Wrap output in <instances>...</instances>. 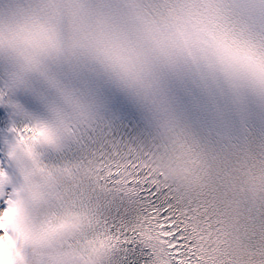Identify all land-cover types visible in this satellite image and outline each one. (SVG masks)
<instances>
[{
  "label": "clouds",
  "instance_id": "9594fccd",
  "mask_svg": "<svg viewBox=\"0 0 264 264\" xmlns=\"http://www.w3.org/2000/svg\"><path fill=\"white\" fill-rule=\"evenodd\" d=\"M153 3L161 7L154 10ZM217 4L254 39V53L231 51L214 38L207 9ZM41 29L57 47L34 55L27 40ZM222 53L254 65L264 59V0H0V93L26 91L40 101L39 115L13 124L3 137L0 264L8 259L5 241L27 264L30 248L19 239L26 232L23 218L30 214L36 187L50 178L64 182L53 169L66 162L48 161V152L67 148L81 127L98 119L92 85L114 87L135 101L161 143L181 135L192 139L172 100L174 82L195 88L218 107L264 110V88L226 71ZM42 126L53 131L52 142L44 139ZM70 224L58 220L54 226L75 235L78 229ZM54 246L76 264L93 258L61 240Z\"/></svg>",
  "mask_w": 264,
  "mask_h": 264
},
{
  "label": "snow or ice",
  "instance_id": "6c2138e0",
  "mask_svg": "<svg viewBox=\"0 0 264 264\" xmlns=\"http://www.w3.org/2000/svg\"><path fill=\"white\" fill-rule=\"evenodd\" d=\"M150 7L158 10L161 5ZM207 15L214 38L226 48L254 53V39L237 29L224 7H209ZM27 43L34 55L57 47L43 29ZM220 62L226 71L264 88V59L254 65L222 53ZM41 131L45 140H54L51 129L42 126ZM53 176L64 182L50 178L36 187L30 214L23 218L26 232L19 239L30 248L27 264H69L63 257L71 254L57 249L56 240L87 252L93 257L87 264H101L121 234L102 217L100 192L131 197L142 189L148 202L140 205L142 211L126 230L149 250L148 264H264V143L214 152L182 135L169 143L156 139L147 150L115 142L99 155L55 167ZM5 203L0 200V208ZM58 220L70 221V228L78 231H57ZM4 247V264H26L14 244L5 241Z\"/></svg>",
  "mask_w": 264,
  "mask_h": 264
}]
</instances>
